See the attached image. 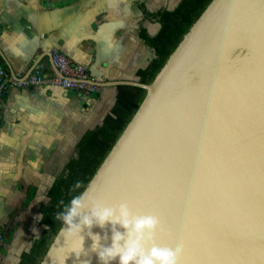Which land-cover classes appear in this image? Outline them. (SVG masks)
<instances>
[{
    "label": "water",
    "instance_id": "obj_1",
    "mask_svg": "<svg viewBox=\"0 0 264 264\" xmlns=\"http://www.w3.org/2000/svg\"><path fill=\"white\" fill-rule=\"evenodd\" d=\"M96 84L147 92L82 211L157 216L155 242L182 246L178 264H264V0H212L150 84ZM63 227L40 264H102L87 227L83 246ZM91 231L112 244L110 223Z\"/></svg>",
    "mask_w": 264,
    "mask_h": 264
},
{
    "label": "crops",
    "instance_id": "obj_2",
    "mask_svg": "<svg viewBox=\"0 0 264 264\" xmlns=\"http://www.w3.org/2000/svg\"><path fill=\"white\" fill-rule=\"evenodd\" d=\"M181 0H0V65L26 77L38 64L56 72L51 52H64L98 81L138 80L154 50L140 37L156 35L161 24L145 9H173ZM117 88L68 92L38 84L11 88L0 99V264H18L40 236V206L55 178L77 154V144L115 104ZM26 176V179H22ZM36 193L23 206L28 188Z\"/></svg>",
    "mask_w": 264,
    "mask_h": 264
},
{
    "label": "trees",
    "instance_id": "obj_3",
    "mask_svg": "<svg viewBox=\"0 0 264 264\" xmlns=\"http://www.w3.org/2000/svg\"><path fill=\"white\" fill-rule=\"evenodd\" d=\"M211 1L181 0L173 9L161 8L156 11L145 9L150 18L161 24V28L156 35H151L144 27L140 30V37L154 50L149 64L137 71L140 82L150 84L154 80L184 35ZM116 88V100L111 111L101 123L82 135L77 144L76 156L69 160L51 184L47 194L48 200L40 206L39 225L43 226L42 233L33 240L30 248L22 252L18 264L41 263L63 225L62 221L56 219V214L63 211L64 206L69 204L74 196L85 190L147 92L145 88L135 85L122 84ZM76 181H82L83 187L72 191ZM35 193L36 187L30 186L23 206L29 205Z\"/></svg>",
    "mask_w": 264,
    "mask_h": 264
},
{
    "label": "clouds",
    "instance_id": "obj_4",
    "mask_svg": "<svg viewBox=\"0 0 264 264\" xmlns=\"http://www.w3.org/2000/svg\"><path fill=\"white\" fill-rule=\"evenodd\" d=\"M10 172L9 162L0 163V176L10 175ZM82 187L83 182L76 181L72 191ZM87 200L89 192L85 188L64 206L63 211L56 214V219L62 221L63 226L67 225L62 228L66 237L79 236L82 246L84 237L80 233L87 227L88 235L94 241L92 250L98 252L102 264H110L117 258L119 264H178V258L183 252L182 246L173 249L161 247L155 242L156 232L160 226L157 216L133 214L127 203L113 207L104 206L99 202H94L90 212L85 214L82 210L86 207ZM108 223L111 224L112 244L103 246L100 243L101 236L93 234L91 229L94 225L103 229ZM120 228L125 231L121 232ZM104 238H107V233Z\"/></svg>",
    "mask_w": 264,
    "mask_h": 264
},
{
    "label": "built area",
    "instance_id": "obj_5",
    "mask_svg": "<svg viewBox=\"0 0 264 264\" xmlns=\"http://www.w3.org/2000/svg\"><path fill=\"white\" fill-rule=\"evenodd\" d=\"M51 54L56 68V72L51 75L45 73L43 64H38L29 75L18 78L5 66L0 65V99L4 98L11 88L29 87L44 83L59 86L68 92L97 93L99 91L100 86L96 84V77L87 70L74 65L64 52L55 49ZM2 118L0 113V122Z\"/></svg>",
    "mask_w": 264,
    "mask_h": 264
},
{
    "label": "rangeland",
    "instance_id": "obj_6",
    "mask_svg": "<svg viewBox=\"0 0 264 264\" xmlns=\"http://www.w3.org/2000/svg\"><path fill=\"white\" fill-rule=\"evenodd\" d=\"M22 179H26V176H23L22 177ZM0 243H3L4 244V246H5V244H6V238H5V236L4 237H2V238H0Z\"/></svg>",
    "mask_w": 264,
    "mask_h": 264
}]
</instances>
